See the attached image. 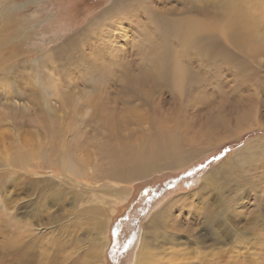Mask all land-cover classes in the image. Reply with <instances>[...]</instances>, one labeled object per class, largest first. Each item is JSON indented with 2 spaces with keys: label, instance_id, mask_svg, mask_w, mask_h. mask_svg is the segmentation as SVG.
Here are the masks:
<instances>
[{
  "label": "rangeland",
  "instance_id": "rangeland-1",
  "mask_svg": "<svg viewBox=\"0 0 264 264\" xmlns=\"http://www.w3.org/2000/svg\"><path fill=\"white\" fill-rule=\"evenodd\" d=\"M117 1L0 0V264H58L63 245L69 263L137 264L143 237L154 264H198L197 251L201 264H264V47L249 58L248 72H238L218 55L182 58L164 30L181 62L168 59L167 72L142 92L126 89L123 72L138 71L140 53L129 37L109 30L108 45L128 44L123 62L107 71L112 62L100 60L107 59L108 26L90 27ZM161 1L153 10L186 11L185 0ZM181 66L189 76L184 88L173 77ZM247 113L252 125L243 124ZM120 118L127 119L117 133L104 125ZM173 130L190 152L185 162L151 160L143 173L112 179L117 161L119 171L146 165L139 156L152 148L136 159L129 153ZM203 141L211 145L193 152ZM249 145L258 153L252 160ZM167 211L153 227L154 215ZM32 251L37 259L27 261Z\"/></svg>",
  "mask_w": 264,
  "mask_h": 264
},
{
  "label": "bare ground",
  "instance_id": "bare-ground-1",
  "mask_svg": "<svg viewBox=\"0 0 264 264\" xmlns=\"http://www.w3.org/2000/svg\"><path fill=\"white\" fill-rule=\"evenodd\" d=\"M185 1H187L185 12H179L178 10L176 11L175 9H172V8L169 9L170 11L161 10V12H159V11H156L155 9L153 10V7H155L158 2L160 3V5H163L164 2L161 0H158L156 2L155 0L154 1L153 0H118L113 6L107 9L105 14H103L100 18L95 19V21L90 24V27H91L97 21V22H104L108 26L107 34L105 35V40L102 44L104 47L103 52L107 54V59L100 60L101 62H112L110 65L111 67L107 66V71L110 69H115L114 65H120L123 62L122 53L124 50L123 48H125V45L127 42L125 41L124 43H121V44L119 43L120 44L119 46H117L118 45L117 43L114 46L108 45L107 41L110 43L113 42L112 32H110L109 30L115 29L117 30L118 34L125 36V38L129 37V39H131L130 41H132L131 43L133 44L135 48L134 50L137 49V51L140 53L141 58L139 60H140L141 66L138 68L139 72L138 71L133 72L130 69H125L123 72L124 74L123 84L125 85L127 83L125 86L126 89H130L134 91L137 90L139 92H142L143 89H146L148 87V86L145 87L144 85L146 82H151L154 84L157 80L160 79L161 73L167 72L168 59L181 62V59L179 57L175 59L176 58L174 54L175 49L173 45L170 43L171 40L169 41L170 44L165 43L166 34L164 30H168L169 37H171L173 40H176L177 44H179L182 47V51H183V53H181L182 58L186 57L185 59L188 60V56L192 55L191 58H193L194 56L196 61L202 62L204 58L213 56L214 54V55H218L219 61H226L224 63L227 65L236 64L238 72H241L243 70L248 72L246 63L250 60L249 58L253 55H256L264 47V0H215L214 4L209 3L206 0H185ZM144 3H148L149 5L147 4L145 6ZM190 4H192L193 6L199 9L191 11ZM126 7H128V10L130 9V11L128 12V13H131L130 15L125 14L124 11L126 10ZM147 9H151V11H148ZM169 14H172V18H170L169 22H164L166 23V25L159 24V21L161 22L164 21L165 18L163 17H166V18L170 17ZM201 15H204L205 17L206 16L210 17L211 18L210 23L208 24L204 23L203 22L204 19L198 17ZM85 32H88V30H86ZM80 33L81 32L77 33L75 37L71 38V41H74L75 38L79 39L80 37H82L80 35L84 33H81V34ZM93 38L96 39L97 35H95V37H91L88 40H91ZM76 43L78 42L76 41ZM87 44L88 42L85 43L84 45H87ZM64 45H66V43L63 44L62 47ZM92 60L94 64H97V66H103L102 63H99V59L95 58ZM187 72L188 71L183 66L178 67V69L176 68V70L174 71V76H173L176 87H181V88L186 87L188 83L187 80L189 77V76L188 77L186 76ZM176 79L178 80L176 81ZM262 88L263 89L261 90V93H264V87ZM129 92L132 93L131 98L134 99L136 92H132V91H129ZM142 94L144 98L149 97L150 99L151 97L149 91L147 92L144 91ZM134 113H135V110L133 114ZM139 116H141V114ZM245 117H246V120H243V124L252 125L253 120L251 119L248 113L245 114ZM126 119L127 118L125 119L120 118L119 121L115 125L111 122L107 124L106 119H104L105 121L104 120L103 121H104V125H109L111 127V131L114 130L113 132L115 133L118 130V128H116L117 124L120 126L124 125L126 122ZM241 121H242V117H241ZM241 121L237 123L238 132H239V129L241 130L240 126H243ZM258 127L260 129V125ZM175 135L176 133L173 130L172 134L171 132L167 133L166 137H164L163 140H161L160 142H151L150 139H147L146 142H150L149 144L141 146V149L140 148L134 149L129 153V158L132 157L133 159H136L145 147L152 148L151 150H149L151 151V155L145 154L144 157L142 155L139 156V163L140 164L144 163L146 165H142L139 167L124 168L122 171H119L118 167L120 165V161H121L120 159V161H117L118 167L116 169L114 168L113 171H111L110 175H112L113 177L112 179H118L119 177L122 178V177H127V176L131 177V176L143 173L146 170L143 168L148 167L147 165H149L151 160H153L152 161L153 165H156L159 162L165 163V164H180V163L185 162L190 152L183 151V146L185 144H183L184 142L182 140L180 141V139L182 138L178 139L175 137ZM203 135L204 134H202L201 136L203 137ZM164 139H168L167 141L169 142H166L165 144ZM170 144L172 148L171 147L169 148L168 145ZM202 144H203L202 146H199V145L192 146L191 147L192 151L193 152L200 151L211 145L210 142H205V141H203ZM162 146H164L166 150L167 148L169 149L167 151L166 150L163 151L161 150ZM247 149H248L247 150L248 153L253 155V156L250 155L248 157L249 159L252 160L254 156L258 155V153L254 150L255 148H253V145H249ZM118 155L121 156L122 154H118ZM246 156L247 155L239 157V158H242L240 160H243L244 158H246ZM123 158H124L123 162L127 164V161H128L127 154L125 155L123 154ZM113 167H116V166H113ZM73 173L75 175L79 174V168L75 165L73 166ZM240 178H242V176H238V175L236 176L237 180H239ZM246 180H248V178H246ZM210 181L212 180L210 179ZM243 182H245V180ZM114 183H117V182H114ZM211 184H214V181H212ZM115 185H118V184H115ZM167 213L168 211L161 212L158 215H154L155 223L152 226L154 227V225L158 224V222L164 221V219L167 218L166 216ZM154 220L152 222H154ZM147 246L148 245L146 244L144 237H143L141 248L139 249L140 257L139 255H137V261H136L137 264H154V260L156 261V258L155 259L153 258L154 253L152 252L153 253L152 254L151 252H147L146 250ZM66 251H67V247L64 245L61 246V249L59 250V254H58V260H59L58 264H77L76 263L77 259H73L71 263H69L70 260H68L69 256L65 254L67 253ZM13 252H14V258L19 257V254H20L19 248H15ZM23 252L25 253L24 249L22 253ZM176 255H180V253L179 254L176 253ZM183 255L185 256V253H183ZM27 256H28L27 261L37 259L36 252L33 253V251L29 253ZM156 257H157V254H156ZM195 259L196 261L199 262L198 264H201L202 259H201V253L199 251H197ZM21 260L23 259L21 258ZM22 262L20 261V263Z\"/></svg>",
  "mask_w": 264,
  "mask_h": 264
}]
</instances>
